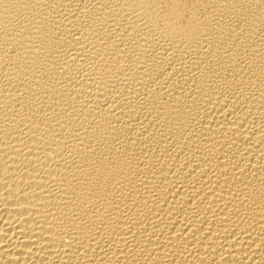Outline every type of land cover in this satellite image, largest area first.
<instances>
[{"label":"bare ground","instance_id":"bare-ground-1","mask_svg":"<svg viewBox=\"0 0 264 264\" xmlns=\"http://www.w3.org/2000/svg\"><path fill=\"white\" fill-rule=\"evenodd\" d=\"M0 264H264V0H0Z\"/></svg>","mask_w":264,"mask_h":264}]
</instances>
